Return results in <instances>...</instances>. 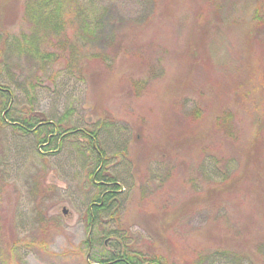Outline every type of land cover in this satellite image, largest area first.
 I'll return each instance as SVG.
<instances>
[{"label": "rangeland", "instance_id": "1", "mask_svg": "<svg viewBox=\"0 0 264 264\" xmlns=\"http://www.w3.org/2000/svg\"><path fill=\"white\" fill-rule=\"evenodd\" d=\"M259 11L264 0H0L12 92L0 95V264H96L123 247L264 264ZM107 175L116 183H98ZM106 188L119 190L91 227Z\"/></svg>", "mask_w": 264, "mask_h": 264}, {"label": "trees", "instance_id": "2", "mask_svg": "<svg viewBox=\"0 0 264 264\" xmlns=\"http://www.w3.org/2000/svg\"><path fill=\"white\" fill-rule=\"evenodd\" d=\"M254 17L256 20L254 22L253 32L255 36L257 37V35L261 32V28L264 27V14L262 15V13L259 11L258 13H255ZM47 19H50L52 22V25H54L55 27H57L56 26L57 24H60L59 15L55 17L53 21H52L51 16H48ZM89 28H90L89 26H87L86 28L87 35L91 34V31ZM0 95H7V97L11 98L12 92L10 91V88L0 83ZM11 119L13 121L11 123L15 125V127H17L18 129L26 133L31 132V131H35L38 133L39 131L43 132L44 130H48L47 137L46 136L44 137L45 141L48 140V135L54 132V129H52V126L56 125L55 122H53L50 119H46V118H37V120H35L34 118H23L21 120L19 118H16L10 115V120ZM4 120L6 119L4 117H1L0 125H1V122ZM80 130L84 131V129H80ZM66 131L68 132L67 129ZM71 131L72 130H70V132ZM92 133H93L92 137L94 136L93 143L94 145L98 146V140H96V131H92ZM101 152L102 150L100 148L99 153L101 154ZM107 176L108 178H105V180L101 179L98 183L102 184L103 182H106L108 184L109 181L116 183L114 178L111 175H107ZM117 190L119 189L112 190L111 188H106L105 191L103 192L102 197L100 198V201H103L104 203L102 204L92 203L93 206L90 207L91 213L89 216V222H90L89 224L91 227L94 224L93 217L96 215L94 213L98 212L102 208L108 207L115 199L116 197L115 191ZM169 260H167L163 256L156 254V253L149 255V254H144L142 251L138 249H134L133 247H123V249L119 248L118 250L111 251L110 254L107 256H104L102 258L99 257V260H97L96 264H174L170 262L171 260L170 261Z\"/></svg>", "mask_w": 264, "mask_h": 264}, {"label": "water", "instance_id": "3", "mask_svg": "<svg viewBox=\"0 0 264 264\" xmlns=\"http://www.w3.org/2000/svg\"><path fill=\"white\" fill-rule=\"evenodd\" d=\"M64 210H65V211H67V209H66V208H64Z\"/></svg>", "mask_w": 264, "mask_h": 264}]
</instances>
